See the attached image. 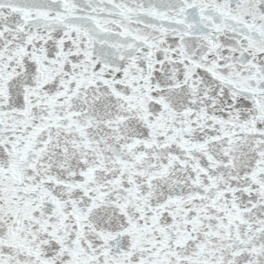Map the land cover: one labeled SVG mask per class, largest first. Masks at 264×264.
Instances as JSON below:
<instances>
[{
  "label": "snow or ice",
  "instance_id": "6c2138e0",
  "mask_svg": "<svg viewBox=\"0 0 264 264\" xmlns=\"http://www.w3.org/2000/svg\"><path fill=\"white\" fill-rule=\"evenodd\" d=\"M0 264H264V0H0Z\"/></svg>",
  "mask_w": 264,
  "mask_h": 264
}]
</instances>
